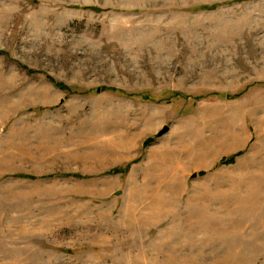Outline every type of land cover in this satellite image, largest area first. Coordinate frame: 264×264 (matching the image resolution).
Returning <instances> with one entry per match:
<instances>
[{
    "label": "rangeland",
    "instance_id": "1",
    "mask_svg": "<svg viewBox=\"0 0 264 264\" xmlns=\"http://www.w3.org/2000/svg\"><path fill=\"white\" fill-rule=\"evenodd\" d=\"M0 264H264V0H0Z\"/></svg>",
    "mask_w": 264,
    "mask_h": 264
},
{
    "label": "trees",
    "instance_id": "2",
    "mask_svg": "<svg viewBox=\"0 0 264 264\" xmlns=\"http://www.w3.org/2000/svg\"><path fill=\"white\" fill-rule=\"evenodd\" d=\"M219 4L215 5V6H209L208 8H216L218 7ZM88 9H92L94 11H99L100 9L99 8H95V7H90ZM56 86L58 87H61L62 89H68V87H66L65 85H63L62 83H58V82H53ZM152 141V140H151ZM149 141V143L151 142ZM148 143V142H147ZM241 155V152H238L230 157H226V158H223L221 159L217 164H216V167H218L219 165H222V164H231V163H234L235 162V158L237 156ZM20 177H24V175H20ZM31 178H34L31 176Z\"/></svg>",
    "mask_w": 264,
    "mask_h": 264
},
{
    "label": "water",
    "instance_id": "3",
    "mask_svg": "<svg viewBox=\"0 0 264 264\" xmlns=\"http://www.w3.org/2000/svg\"><path fill=\"white\" fill-rule=\"evenodd\" d=\"M169 127L168 126H164V128L159 132V135L162 136L163 134L167 133L169 131ZM196 175V174H194ZM120 192H117V194H119Z\"/></svg>",
    "mask_w": 264,
    "mask_h": 264
}]
</instances>
